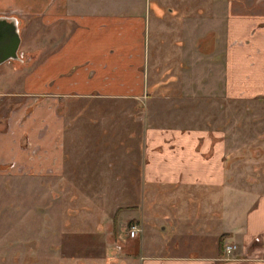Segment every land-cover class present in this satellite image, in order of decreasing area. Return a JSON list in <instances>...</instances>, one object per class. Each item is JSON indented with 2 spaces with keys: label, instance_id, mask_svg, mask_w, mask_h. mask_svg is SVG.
Masks as SVG:
<instances>
[{
  "label": "rangeland",
  "instance_id": "1",
  "mask_svg": "<svg viewBox=\"0 0 264 264\" xmlns=\"http://www.w3.org/2000/svg\"><path fill=\"white\" fill-rule=\"evenodd\" d=\"M147 1L160 0H68V10L133 13ZM199 1L205 3L201 23L189 17L151 22L141 97L62 99L64 160L58 176L0 171V264H122L120 247L132 244L126 238L132 216L142 220L144 254L212 253L221 230L245 225L264 194V97L225 96L221 2L228 0H218V16L212 15V0ZM52 2L0 0L27 10V28L21 31L19 22L20 50L42 30L32 13ZM240 42L245 45L244 38ZM23 76L14 78L10 92H22ZM158 127L219 130L224 184L187 190L155 184L153 197L142 177L144 136Z\"/></svg>",
  "mask_w": 264,
  "mask_h": 264
},
{
  "label": "crops",
  "instance_id": "2",
  "mask_svg": "<svg viewBox=\"0 0 264 264\" xmlns=\"http://www.w3.org/2000/svg\"><path fill=\"white\" fill-rule=\"evenodd\" d=\"M168 1L144 2L140 11L133 13L97 9L79 13L68 10V0H53L48 8L40 4L32 15L42 30L38 27L36 36H29L23 45V51L34 53L33 59L29 64L6 62L0 66V163L14 160L18 166L33 167L43 175L58 174L64 160V124L59 111L63 98L141 97L146 91L144 66L150 59L146 31L149 35L151 22L166 23L181 17L204 21L203 17L199 20L204 1ZM217 3L212 0V15L216 16L221 13L214 10ZM221 3L225 96L264 97V0ZM128 6L132 8L129 4L124 7ZM24 9L19 4L0 5V15L17 16L22 31L27 28ZM19 74H24L22 92H10L8 88ZM144 141L142 177L151 185L153 197L155 184L186 190L224 184L225 143L219 130L150 128ZM143 234L144 228L138 238H129L132 244L120 245L122 264H264V194L247 212L244 226L220 231L212 253L144 254ZM226 242L235 247L224 250Z\"/></svg>",
  "mask_w": 264,
  "mask_h": 264
},
{
  "label": "flooded vegetation",
  "instance_id": "3",
  "mask_svg": "<svg viewBox=\"0 0 264 264\" xmlns=\"http://www.w3.org/2000/svg\"><path fill=\"white\" fill-rule=\"evenodd\" d=\"M17 17V16H16ZM19 22H20V20H18ZM20 24V23H19ZM21 24H20V28H21ZM20 37H21V33H20ZM22 43V38H21V41H20V44ZM17 54H18V57L16 58V59H8V60H6V61H3L2 63H0V66L2 65V64H4V63H6V62H11V63H13V64H15V65H24V64H29V62L33 59V57H34V53L33 52H31V51H23V50H20V45H19V48H18V51H17ZM260 98V97H259ZM59 109H60V107H59ZM60 111V110H59ZM60 113H61V111H60ZM62 115V114H61ZM62 119H63V117H62ZM63 124H64V119H63ZM63 127H64V125H63ZM23 143L24 144H26V145H29V144H27L28 142L26 141V138H25V140H24V138H23ZM31 152L32 153H35V149H33L32 148V150H31ZM23 172V173H26V174H28V173H31V172H33V173H36V175H40V176H44V177H46V176H50V177H53V176H58V174H49V175H43V174H41V173H39V172H37V170H35L33 167H28V168H24V167H22V166H18L17 165V163H16V161H9V162H6V163H0V171H10V172H21L20 170ZM16 170V171H15ZM16 172V173H17ZM139 217V216H138ZM138 220L139 219H137V218H131L130 219V221H129V227L132 225V224H136L138 227H139V231H138V234L136 235V236H134V237H130L127 233H126V238H138L139 237V235H140V232L142 231V228H143V225H142V220L140 221L139 220V222H138ZM128 227V228H129ZM128 228H127V230H128ZM227 245H234V247H235V244L234 243H229V242H226V243H224V246H223V249L224 250H226V246ZM233 247V248H234ZM232 248V249H233ZM232 249H230V250H232ZM229 250V251H230ZM227 251V250H226Z\"/></svg>",
  "mask_w": 264,
  "mask_h": 264
},
{
  "label": "water",
  "instance_id": "4",
  "mask_svg": "<svg viewBox=\"0 0 264 264\" xmlns=\"http://www.w3.org/2000/svg\"><path fill=\"white\" fill-rule=\"evenodd\" d=\"M20 41L18 18L14 15H0V63L18 57Z\"/></svg>",
  "mask_w": 264,
  "mask_h": 264
},
{
  "label": "built area",
  "instance_id": "5",
  "mask_svg": "<svg viewBox=\"0 0 264 264\" xmlns=\"http://www.w3.org/2000/svg\"><path fill=\"white\" fill-rule=\"evenodd\" d=\"M138 231H139V227L136 225V224H132L128 230H127V234L130 236V237H134L138 234ZM234 247V245H227L226 246V250L229 251L230 249H232Z\"/></svg>",
  "mask_w": 264,
  "mask_h": 264
}]
</instances>
